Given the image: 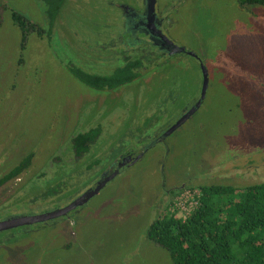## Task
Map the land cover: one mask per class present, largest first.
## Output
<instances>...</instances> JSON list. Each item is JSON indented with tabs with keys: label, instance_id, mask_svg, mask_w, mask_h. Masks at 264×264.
I'll list each match as a JSON object with an SVG mask.
<instances>
[{
	"label": "rangeland",
	"instance_id": "obj_1",
	"mask_svg": "<svg viewBox=\"0 0 264 264\" xmlns=\"http://www.w3.org/2000/svg\"><path fill=\"white\" fill-rule=\"evenodd\" d=\"M119 6L140 10L143 1L62 0L52 19L38 0H0V177L33 154L20 181L0 189V221L65 207L119 155L143 153L64 219L0 233V264H172L146 236L155 219L168 212L184 219L204 185L264 183V7L158 0L165 36L201 60L208 87L197 111L155 142L198 100L202 77L193 58L159 57L152 81L151 74L112 92L87 88L69 71L108 73L119 61L113 56L129 51ZM13 11L35 30L21 31ZM90 125L103 132L83 166L49 165L70 153L72 130L75 136ZM47 166L88 172L52 193L58 182L35 175Z\"/></svg>",
	"mask_w": 264,
	"mask_h": 264
},
{
	"label": "trees",
	"instance_id": "obj_2",
	"mask_svg": "<svg viewBox=\"0 0 264 264\" xmlns=\"http://www.w3.org/2000/svg\"><path fill=\"white\" fill-rule=\"evenodd\" d=\"M38 1L47 7V14L55 18L62 0ZM237 2L242 7H264V0ZM11 18L21 31H24L25 25L33 31L36 28L16 11L11 13ZM100 38L98 36L101 41ZM153 58L154 55L146 49L137 48L123 59L118 57V64L108 73L96 74L92 68L83 67L88 70L85 72L76 67L69 68V71L87 88L112 92L156 71L158 64L153 63ZM169 66L172 69L171 64ZM158 73L152 74L150 80ZM85 130L71 139V152L79 158L90 155L103 132V128L98 125ZM32 159V153L21 158L0 178V187L27 170ZM42 172L35 175L42 177ZM199 192L196 206L184 219L174 212L166 213L153 221L147 238L168 252L172 264H264V183L241 188L204 185L199 188Z\"/></svg>",
	"mask_w": 264,
	"mask_h": 264
},
{
	"label": "flooded vegetation",
	"instance_id": "obj_3",
	"mask_svg": "<svg viewBox=\"0 0 264 264\" xmlns=\"http://www.w3.org/2000/svg\"><path fill=\"white\" fill-rule=\"evenodd\" d=\"M142 1H143V8L140 9V10H138L135 7H131V6L130 7L129 6H122V7L119 6V8L121 9L120 11L122 13V18H123V26L121 27V34H122V36H124V34H126V35H128L130 37L128 39V48H126L129 51L121 50L120 53L115 54V56H113V57H116L117 55H120V56H117L116 58L121 57L123 59V58L128 56L129 52H131V51H133L134 49H137V48H141L143 50L146 49L147 52L152 53L154 55L153 59L157 60V61L160 60L159 57H167L168 56L169 49L167 47H165L163 45L162 41L158 38V36L155 35L157 33V31H159V30H161V32L165 35V33H164L165 30L164 29H165L166 21H165V16L163 15L161 9L158 7V0L155 1V5H154V11H155L154 17L149 16L148 12L146 11V7H147V2L148 1L147 0H142ZM98 26H99L98 29H100V31H98V34H99L98 36H100L101 37L100 38L101 41H103L104 38L107 35V34L105 35V32H107V28H106L107 26L104 23V21H100ZM116 38H117L118 43H119L120 40H121V36H120V38H119V36H117ZM122 44L124 45L123 42H122ZM175 55H177V54H175ZM172 56H174V55H172ZM193 59L199 65V62L195 58H193ZM157 67H159V66L157 65ZM199 68H200V65H199ZM152 74H154V73H152ZM207 75H208V72H207ZM201 77H202V73H201ZM201 87H202V82H201ZM199 95H200V93H199ZM184 112L182 113V115L186 113V112L185 113ZM182 115L175 122H177L182 117ZM75 129L72 130V132L70 133L71 135L69 134V136H68V145L70 144V146H71V139L73 137ZM154 137H153V140H155ZM160 137H161L160 135H156L155 138L159 139ZM71 149H72V147H71ZM131 153L129 151H127V152L119 155L116 159H114L113 163L108 165V167H106L101 173H99L100 175L102 174L101 177L110 175L112 172L116 171L117 169H123L124 170L125 168L129 167L128 166L129 163H125V162L123 163V160L126 159V158L127 159L131 158V160L133 161V159L137 156V153L136 154L132 153L133 155ZM141 153H142V150L138 152V154H141ZM67 155H68L67 157H65V155H64L61 158H59V157L53 158L52 159L53 163L52 164L49 163V165H51V166L52 165H57L58 166L60 164H65V165H68V166H72V169H73L75 166L81 165L80 163L84 159V158H79V157L75 156V154H73V152H71V151H70V153L67 152ZM31 164H32V162H31ZM81 166H83V164ZM48 167L49 166H47L46 173L43 172L42 176H44V175L48 176L49 180H51V181L53 180L55 182H58L59 186L58 185L55 186L57 189L64 188L65 190H67V187L64 185L65 182L68 183L69 180H72V177H75L74 180L77 181L80 178L84 177L85 173L88 172V170H87L83 174L82 173L80 174L78 172L77 173H71V174H67V173L62 174V171L59 172V173H53V170L48 168ZM48 170H49V172H48ZM81 172H84V170L82 169ZM23 173H21V174H23ZM60 174H62V175H60ZM3 176L4 175H2L0 178H2ZM19 176H17L15 178H13L12 180L6 182L4 185H7L8 183H10L13 180H19L20 181V179L18 178ZM39 177L41 178V175ZM101 177L98 178L94 182V186L93 187H91V185H88L85 189L81 190L80 191L81 193H79L73 199H71L69 201L68 205L71 204L75 199L80 197L87 190L94 188L96 183H98L99 180L101 179ZM4 185H2L0 187V189ZM165 189H166V187H165ZM164 193L166 195V191H164ZM68 205H65V207L68 206ZM65 207H62V208H65ZM77 208H80V207H77ZM76 209H74V210H76ZM74 210H72V211H74ZM72 211H70V212H72ZM70 212H68L67 214H69ZM66 215L61 216V217H59L57 219H54V220L64 219L63 217H65ZM15 216H20V215H12L11 217H8L6 219H9V218H12V217H15ZM54 220L46 221L44 223L51 222V221H54ZM38 224H42V223H38ZM33 225H36V224H33ZM23 227H27V226H23ZM19 228H21V227H19ZM8 231H10V230H8ZM5 232H7V231H5ZM1 233H4V232H1Z\"/></svg>",
	"mask_w": 264,
	"mask_h": 264
},
{
	"label": "water",
	"instance_id": "obj_4",
	"mask_svg": "<svg viewBox=\"0 0 264 264\" xmlns=\"http://www.w3.org/2000/svg\"><path fill=\"white\" fill-rule=\"evenodd\" d=\"M147 1L148 2H147L146 11L148 12L149 16L154 17L155 15L154 5H155L156 0H147ZM155 35L158 36V38L162 41L163 45L169 49L168 56H172L175 54H186L187 56L191 58H195L199 62L200 71L202 73V87H201L200 95H199L197 102L185 114H183L182 117L177 122H175L165 133H163V135L158 140H155V142H159L165 139L166 137H168L169 135H171L178 128H180L200 107L201 103L203 102L205 98V93L207 90L208 75H207V69L205 65L199 60V58L193 52L187 51L185 48L175 45L170 39H168L161 32V30L157 31ZM142 156H143V153L139 154L133 159V161L128 158L127 159V163H129L128 166L133 165ZM122 171L123 169H117L116 171L112 172L110 175L102 176L99 182L96 183L94 188L89 189L86 192H84L80 197L75 199L71 204H69L65 208L57 209L52 212L37 215V216H15V217L0 221V233L8 231V230H13L19 227H23V226H31L33 224L44 223L46 221L54 220L61 216L66 215L68 212L76 209L77 207H81L84 204H86L91 198L97 195L109 181L114 179Z\"/></svg>",
	"mask_w": 264,
	"mask_h": 264
}]
</instances>
